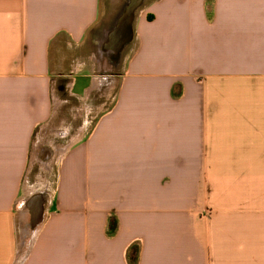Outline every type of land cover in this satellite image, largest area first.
<instances>
[{
    "label": "crops",
    "instance_id": "1",
    "mask_svg": "<svg viewBox=\"0 0 264 264\" xmlns=\"http://www.w3.org/2000/svg\"><path fill=\"white\" fill-rule=\"evenodd\" d=\"M110 2L0 0V264H264V0Z\"/></svg>",
    "mask_w": 264,
    "mask_h": 264
},
{
    "label": "rangeland",
    "instance_id": "2",
    "mask_svg": "<svg viewBox=\"0 0 264 264\" xmlns=\"http://www.w3.org/2000/svg\"><path fill=\"white\" fill-rule=\"evenodd\" d=\"M106 1H108V3H111L110 0H106ZM112 1L114 3L113 4L114 8L116 7L115 10L116 9L118 10L125 0H112ZM143 5H144V3H143ZM143 5L138 9V11H140V9L143 7ZM105 23L108 24V22H106V21H105ZM91 47L92 46H89L87 49L90 50ZM58 85L56 86V94H57L56 96H60L63 99L67 98V95H65L61 91H58L59 90ZM70 103L73 104L75 102L73 101V99H71ZM58 114H59L58 119L57 118H55V119H57V121H59V120L66 121L67 124L60 123V124H56L55 127H51L50 130L47 129V130H44L42 132L39 131L38 132L39 135L37 133L36 137L40 138L41 145H43V143L47 144L48 141L53 140V138L55 137V132H56L57 128L63 127V125H65L66 128L71 129V125L73 126L74 116L72 115V113L70 114L65 109L64 111H62L61 113H58ZM58 162L59 161H57V159H51L49 161L46 160L44 164L40 163L39 166L37 164H35L34 170L29 175V181H30L31 186H35V188L38 189L39 186H44L47 184V185H49L50 188H52L54 186L55 180H56ZM48 165H50V167ZM41 168H43V169H41ZM29 222H30V216L23 219L22 224H24V225L27 224L26 226H28V228H29Z\"/></svg>",
    "mask_w": 264,
    "mask_h": 264
},
{
    "label": "water",
    "instance_id": "3",
    "mask_svg": "<svg viewBox=\"0 0 264 264\" xmlns=\"http://www.w3.org/2000/svg\"><path fill=\"white\" fill-rule=\"evenodd\" d=\"M143 3L144 0H126L115 28L110 33L112 49L115 53L120 54L125 46L132 41L136 12Z\"/></svg>",
    "mask_w": 264,
    "mask_h": 264
},
{
    "label": "trees",
    "instance_id": "4",
    "mask_svg": "<svg viewBox=\"0 0 264 264\" xmlns=\"http://www.w3.org/2000/svg\"><path fill=\"white\" fill-rule=\"evenodd\" d=\"M132 250H133V248H132ZM132 250H131V253L129 254V258H130L131 264H134L136 261V256H135L134 250L133 251Z\"/></svg>",
    "mask_w": 264,
    "mask_h": 264
}]
</instances>
